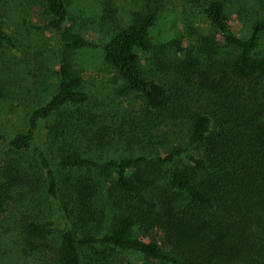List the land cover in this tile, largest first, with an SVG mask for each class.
I'll return each mask as SVG.
<instances>
[{
	"label": "trees",
	"instance_id": "trees-1",
	"mask_svg": "<svg viewBox=\"0 0 264 264\" xmlns=\"http://www.w3.org/2000/svg\"><path fill=\"white\" fill-rule=\"evenodd\" d=\"M257 1L264 10V0ZM41 3L56 36L54 86L28 114L25 131H7V146L13 152L35 151L50 216L27 221L24 233L49 249V236L55 235L51 264H131L128 252L145 264H264V91L259 87L264 56L257 50L264 14L245 35H237L221 0L201 7L230 47L228 59L219 62L208 49L203 58L194 56L179 37L155 44L149 36L151 11L95 44L74 30L69 0ZM0 46L15 47L1 24ZM158 46L174 53L177 75L195 66L196 80L175 75L164 81L143 71L140 52ZM95 47L120 80L115 97L139 101L133 118L122 111L107 118L81 108L89 96L76 54ZM1 82L2 75L4 109ZM176 128L185 129L183 140L162 144ZM161 129L166 131L158 133ZM111 146L124 154L92 156ZM46 149L55 152L53 162ZM31 181L8 170L0 205L12 193L23 195ZM104 217L106 229L98 233ZM90 225L95 229L88 230ZM155 229L157 236H146Z\"/></svg>",
	"mask_w": 264,
	"mask_h": 264
},
{
	"label": "rangeland",
	"instance_id": "rangeland-1",
	"mask_svg": "<svg viewBox=\"0 0 264 264\" xmlns=\"http://www.w3.org/2000/svg\"><path fill=\"white\" fill-rule=\"evenodd\" d=\"M208 1L69 0L68 11L73 18L74 30L95 44L104 41L113 30L130 23L137 14L151 11L155 21L149 29V36L155 44L179 37L192 47L191 53L199 59L206 55L208 49L209 53L213 52L216 60L224 62L228 59L230 47L226 46L202 13L201 7ZM221 1L228 25L237 35H245L249 24L264 14L257 0ZM0 24L14 38L15 43L13 48L0 46V75L4 78L1 86L5 95V108L0 109V184L8 170H14L18 175L26 174L33 179L28 190H22L23 195L12 193L13 197L0 205V264H51L50 256L54 254L56 245L53 240L55 235L49 236V249L44 245H36V236L24 233L27 221H45L50 216L36 153L32 149L10 151L7 131H25L28 114L51 93L57 65L56 36L47 27L41 0H0ZM257 50L264 56V38L259 41ZM140 58L143 71L161 80L165 81V78L175 75L178 79L188 75L196 80V76L192 75L195 66L190 70L180 69L184 74L175 73V62L171 59L174 53L167 47L158 46L150 52H140ZM175 58L178 57L175 55ZM76 62L84 77L83 90L89 96L88 102L81 107L83 110L100 113L107 118L113 112L122 111L125 116L129 114L133 118V112L141 109L134 96L115 97L113 90L120 84V80L105 63L99 47L77 51ZM259 87L264 91V81ZM162 131L166 130L161 129L158 133ZM184 133L185 129L179 128L174 132L168 131L169 137L166 136L161 143H179ZM120 148L111 146L105 152L94 151L92 156L105 158L112 154L123 155ZM46 154L52 162L55 160L53 150H47ZM70 173L80 174L81 171L71 170ZM106 224L107 218L104 217L98 233L105 231ZM94 229L95 225L88 228ZM154 231L146 236H157L158 230ZM136 233L139 234V231ZM127 258L131 264L146 263L136 253L128 252Z\"/></svg>",
	"mask_w": 264,
	"mask_h": 264
}]
</instances>
